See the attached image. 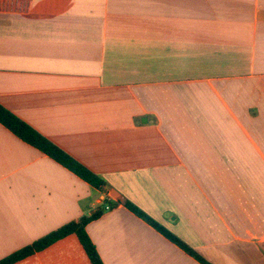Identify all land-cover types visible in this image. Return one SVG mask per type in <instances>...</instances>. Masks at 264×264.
Listing matches in <instances>:
<instances>
[{
    "label": "crops",
    "instance_id": "crops-1",
    "mask_svg": "<svg viewBox=\"0 0 264 264\" xmlns=\"http://www.w3.org/2000/svg\"><path fill=\"white\" fill-rule=\"evenodd\" d=\"M0 260L86 227L104 264H264V0H31L0 12ZM16 264H91L75 235Z\"/></svg>",
    "mask_w": 264,
    "mask_h": 264
},
{
    "label": "trees",
    "instance_id": "trees-1",
    "mask_svg": "<svg viewBox=\"0 0 264 264\" xmlns=\"http://www.w3.org/2000/svg\"><path fill=\"white\" fill-rule=\"evenodd\" d=\"M31 0H0V12H13V13H25L28 11ZM0 123L14 133L24 142L30 144L31 146L40 150L43 154L54 159L64 167L68 168L70 171L74 172L82 180L89 183L94 188L100 189L106 185V182L86 166L81 164L59 146H57L52 141L48 140L32 126L18 118L8 109H6L2 104H0ZM126 206L133 211L137 216L145 218L150 224L158 228L163 232L168 238L178 244L182 249L196 258L202 264H211L196 251L188 247L184 242L178 239L173 234L165 231L159 224L148 219L147 216L136 206L127 202ZM105 207L98 208L90 216H85L78 221H73L63 227L53 231L52 233L40 238L34 243L12 253L8 257L0 260V264H16L20 261L27 259L28 257L42 252L50 246L54 245L58 241L67 238L68 236L75 235L82 247L84 248L86 254L88 255L91 264H104L100 255L90 239L86 227L92 221L99 219L104 212Z\"/></svg>",
    "mask_w": 264,
    "mask_h": 264
},
{
    "label": "built area",
    "instance_id": "built-area-1",
    "mask_svg": "<svg viewBox=\"0 0 264 264\" xmlns=\"http://www.w3.org/2000/svg\"><path fill=\"white\" fill-rule=\"evenodd\" d=\"M111 209V206L110 205H107L106 206V210L108 211V210H110Z\"/></svg>",
    "mask_w": 264,
    "mask_h": 264
}]
</instances>
